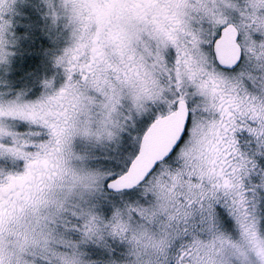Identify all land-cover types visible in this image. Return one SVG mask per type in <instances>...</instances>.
<instances>
[{
    "label": "snow or ice",
    "instance_id": "obj_1",
    "mask_svg": "<svg viewBox=\"0 0 264 264\" xmlns=\"http://www.w3.org/2000/svg\"><path fill=\"white\" fill-rule=\"evenodd\" d=\"M0 264H264V0H0Z\"/></svg>",
    "mask_w": 264,
    "mask_h": 264
}]
</instances>
